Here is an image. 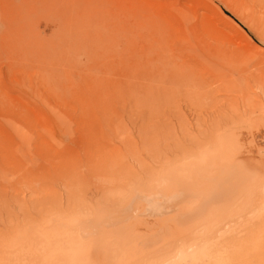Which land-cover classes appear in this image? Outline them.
<instances>
[{"label": "rangeland", "instance_id": "374dc122", "mask_svg": "<svg viewBox=\"0 0 264 264\" xmlns=\"http://www.w3.org/2000/svg\"><path fill=\"white\" fill-rule=\"evenodd\" d=\"M15 126L0 264H147L249 216L264 206V0H0V129ZM261 214L226 234L242 233L238 264H264Z\"/></svg>", "mask_w": 264, "mask_h": 264}, {"label": "bare ground", "instance_id": "6f19581e", "mask_svg": "<svg viewBox=\"0 0 264 264\" xmlns=\"http://www.w3.org/2000/svg\"><path fill=\"white\" fill-rule=\"evenodd\" d=\"M11 124V123H10ZM11 133H8L7 130L0 129V143L4 142V138L10 136L12 134H18V127H13ZM90 132V131H89ZM91 140V139H90ZM224 141V140H223ZM8 143V142H7ZM4 145V144H3ZM15 145V144H14ZM13 145V146H14ZM220 145V144H219ZM1 146V145H0ZM9 146V143H8ZM12 146V145H10ZM3 147V146H2ZM6 149V148H5ZM8 149V148H7ZM218 149V148H217ZM220 149V148H219ZM10 150V149H9ZM13 150V149H12ZM6 151V150H5ZM1 152V150H0ZM221 152V151H220ZM229 153V152H228ZM1 154V153H0ZM212 154V153H211ZM222 154V153H221ZM1 156V155H0ZM230 156V155H229ZM4 157V154H3ZM217 157V156H216ZM221 157V155H220ZM223 157V156H222ZM8 158V157H7ZM227 158V156H226ZM235 158V157H234ZM244 158V157H243ZM2 159V158H1ZM246 159V158H245ZM254 159V158H253ZM3 161V159H2ZM1 161V162H2ZM7 161V160H4ZM9 161V160H8ZM234 161V160H233ZM236 161V160H235ZM246 161H249L246 159ZM255 162L254 160H252ZM220 162V161H219ZM231 162V161H229ZM238 163V162H237ZM236 163V164H237ZM2 164V163H1ZM4 164V162H3ZM6 164V163H5ZM224 164V163H223ZM222 164V165H223ZM226 164V163H225ZM224 164V166H225ZM239 164V163H238ZM247 164V162H246ZM249 164V163H248ZM220 164V166H222ZM227 165V164H226ZM242 165V164H240ZM217 166V165H216ZM250 166V165H249ZM228 167V166H225ZM230 167V165H229ZM238 167V165H237ZM248 167V166H247ZM252 167V166H251ZM254 167V166H253ZM252 167V168H253ZM204 168V167H203ZM202 168V169H203ZM222 168V167H221ZM232 169V167H230ZM230 168H227L230 171ZM242 167H240L241 169ZM246 168V167H245ZM250 168V167H249ZM256 168V167H255ZM23 169V168H22ZM238 169V168H237ZM3 170V169H1ZM253 170V169H252ZM263 170V169H262ZM232 171V170H231ZM254 171V170H253ZM256 171V170H255ZM232 173V172H231ZM230 173V175H231ZM247 173V172H246ZM253 173V172H252ZM251 173V174H252ZM206 174V173H205ZM224 174V173H223ZM226 174V173H225ZM255 174V172H254ZM207 175V174H206ZM247 175V174H245ZM238 176V175H236ZM234 176V177H236ZM244 176V175H243ZM249 176V175H248ZM251 176V175H250ZM257 176V175H256ZM226 177V176H225ZM230 177V176H229ZM228 177V178H229ZM224 178V177H223ZM232 178V177H231ZM238 178V177H237ZM244 179V178H242ZM230 180V179H229ZM228 180V181H229ZM264 180V179H263ZM227 181V182H228ZM244 181V180H243ZM263 182V181H262ZM222 185V184H221ZM260 186V185H259ZM257 186V187H259ZM261 191L263 192L264 197V183L260 186ZM224 189V188H223ZM253 191V190H252ZM251 191V192H252ZM250 192V193H251ZM263 205V204H262ZM206 211V210H205ZM256 211V212H255ZM249 216L246 217L243 215H239L235 213V215L230 216L233 217L228 219L227 217L224 220L221 219L218 224L211 228L204 226L200 227L193 231L192 235L188 236L186 239L183 237L179 239L172 247L166 252L162 253L159 257L152 259L147 262V264H238L237 253H239V248L241 247V235L242 233H248L247 231L252 230L256 226L259 227L261 224V220L259 218L262 216V212L264 213V206H260L257 210L255 209ZM236 212V211H235ZM260 212V214H258ZM231 213V212H230ZM229 213V214H230ZM204 215V214H203ZM206 215V214H205ZM226 215V214H225ZM231 215V214H230ZM216 217V216H215ZM203 218V217H202ZM218 221V220H217ZM258 222L260 223L259 225ZM211 223V222H210ZM215 223V222H214ZM217 223V222H216ZM253 224V227L248 225ZM198 227V226H197ZM260 227H264L262 224ZM247 230V231H246ZM232 232H242L239 235L227 240L226 234ZM236 233V234H237ZM232 236L234 233L231 234ZM181 238V237H180ZM43 241V240H42ZM39 242V239H38ZM37 242V243H38ZM40 243V242H39ZM236 249V252H235ZM56 250V249H55ZM59 250V249H58ZM57 251V250H56ZM54 252V251H53ZM58 252V251H57ZM63 252V251H61ZM54 254V253H52ZM59 254V253H55ZM54 254V255H55ZM60 255H62L60 253ZM49 256V255H48ZM65 256V255H64ZM52 257V256H51ZM62 257V256H60ZM49 259V258H48ZM47 260V259H46ZM53 260V259H50ZM49 262V261H48ZM243 262V261H242ZM242 262L240 264H242ZM52 264V263H51ZM145 264V262H144Z\"/></svg>", "mask_w": 264, "mask_h": 264}]
</instances>
